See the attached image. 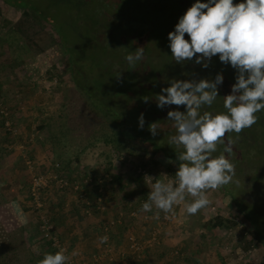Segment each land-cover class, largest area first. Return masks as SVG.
<instances>
[{
  "label": "rangeland",
  "instance_id": "374dc122",
  "mask_svg": "<svg viewBox=\"0 0 264 264\" xmlns=\"http://www.w3.org/2000/svg\"><path fill=\"white\" fill-rule=\"evenodd\" d=\"M9 1H22L29 8L40 9L44 18L28 20L24 25L36 31L21 32L26 37L17 38L7 28L20 17L23 8L0 0V247L15 249L23 264L28 260L29 264H37L43 259L37 241L42 237L39 225L44 214L50 218L55 236L66 245L72 264H161L157 259L160 253L164 264H264V241L253 238L252 224L233 205L227 192L243 197V203H255L260 210L264 205V111L256 114L257 123L251 127L228 134L235 143L232 153L226 155L235 165L234 181L239 184L208 190L210 204L195 215H188L182 204L170 213L159 211L158 216L155 207L142 211L154 182L146 176L165 182L175 180L179 165L162 150L128 131H112L106 127L104 117L93 119L94 127L88 128L78 127L77 118H66L68 112L71 114V94L78 92V83L96 88L101 77L105 81L101 86L106 92L105 103L127 101L123 93L133 92L127 105L139 108L138 115L160 118L159 138L169 128L170 135L175 134L168 111H186L185 106H157L156 95L170 86L172 79H214L222 74L217 100L201 112H225L223 97L231 94L236 69L222 63L218 55L211 58L207 68L196 64L195 57L179 64L169 47L168 33L175 30L179 18L196 0H107L100 3L101 9H115L104 11L108 28L96 14L98 0ZM241 2L233 0L234 4ZM130 17L146 26L128 25ZM40 23L46 33L45 50L36 54L28 48L30 38L42 36ZM139 25L146 28L140 37ZM130 30L132 33H128ZM58 33L72 46V52L75 49L76 56L84 58L80 65L71 67ZM185 39H190L187 34ZM138 47H144V58L132 69L125 57ZM134 78L138 84L132 83ZM145 96L149 98L147 103ZM9 118L13 132L4 125ZM106 129L107 143L102 136ZM174 148L168 145L167 151L176 154ZM223 149L224 145H219L213 155H220ZM56 168L70 179V187L65 191L52 186L45 189V204L36 210L28 192L30 177ZM136 175L143 177L140 182L135 181ZM89 177L90 183H85ZM74 182L83 185L82 191L73 189ZM95 188L102 189L101 202L96 199ZM82 192L84 196L80 197ZM261 216L263 226L259 231L263 234L264 212ZM217 219L234 224L228 230L213 227ZM111 221L114 224L107 242L101 243L103 224ZM75 224L83 226L78 229ZM95 224L98 227L93 229ZM34 252L41 258H35ZM32 255L35 260L30 259Z\"/></svg>",
  "mask_w": 264,
  "mask_h": 264
},
{
  "label": "clouds",
  "instance_id": "9594fccd",
  "mask_svg": "<svg viewBox=\"0 0 264 264\" xmlns=\"http://www.w3.org/2000/svg\"><path fill=\"white\" fill-rule=\"evenodd\" d=\"M186 34L190 39H185ZM168 40L173 60L179 64L195 57L196 64L207 68L211 58L218 55L222 63L230 64L237 72L231 94L223 97L225 112H201L218 98V85L223 83L220 73L214 79H172L170 86L156 95L161 109L166 105L186 108L167 113L175 128L168 145L180 149V163L174 181L146 176L154 182L142 211L155 207L158 216L159 211L170 213L174 206L182 204L188 215H195L210 204L208 190L239 184L234 181L235 165L226 155L232 153L235 143L228 134H239L251 127L257 123L256 114L264 111V0H243L238 4L233 0H196L179 18L175 30L168 33ZM143 58L144 47L125 57L132 69ZM143 100L147 103L149 98L145 96ZM144 124L141 113L139 127L143 129ZM158 127L157 122L149 125L153 136L158 134ZM219 145H224L223 152L214 156ZM107 239L103 236L100 242ZM68 260L66 250L60 249L54 254L46 252L37 264H67Z\"/></svg>",
  "mask_w": 264,
  "mask_h": 264
},
{
  "label": "trees",
  "instance_id": "16d2710c",
  "mask_svg": "<svg viewBox=\"0 0 264 264\" xmlns=\"http://www.w3.org/2000/svg\"><path fill=\"white\" fill-rule=\"evenodd\" d=\"M6 4L10 5V6H16V7H22V12L20 14V17L14 22L11 23L9 25V27L7 28L8 31L11 32H15L16 37L22 39L23 36L21 35V32H27L28 30H33L36 31L34 28H29L27 25V21L28 20H32L33 22H37L36 20H40L39 18H42V11L39 9H35V8H29L27 7L28 5H25L24 2H11L9 0H4ZM107 2V0H98V4L99 7L97 5V10L96 14H98V18H102L103 23H106V27H109V23H107L104 19H103V14L104 11H108V12H112L115 9L112 8L111 10H102L100 7V3H104ZM27 7V8H25ZM29 9V10H27ZM117 15V14H116ZM120 15V14H118ZM35 20V21H34ZM115 19H113L114 22ZM52 24V21H50ZM102 23V22H101ZM128 23V25H130L131 23H135V24H142L145 25L146 24L141 21L139 22L138 20H135V18H128V21L126 22ZM27 24V25H24ZM24 25V28H23ZM140 26V25H139ZM21 27H22V31H21ZM39 27L42 29V36L38 37V39H31L30 38V42H29V50L33 51L34 53H42L45 50V45H44V41H45V37H46V33H44V27L43 25L40 23ZM123 27H126L123 26ZM57 29V28H56ZM128 29H133L131 26L128 27ZM146 30V28H143L142 26H140V31L138 32V36L140 37L143 36V32ZM123 31V30H121ZM128 33H132L131 30L128 31ZM123 34V32L121 33ZM125 34V33H124ZM58 36L62 42V44L64 45V47L67 49V52L69 54V61L71 63V67H74V65H80L79 62L80 60L84 59L81 56H76V51L74 49V51H71L72 46H70L67 42H65V40L63 39L62 35ZM130 37V36H128ZM117 38V36L115 37V39ZM115 41V40H114ZM120 40H116L115 42L118 43ZM117 73V72H116ZM115 73V74H116ZM103 78L101 77V82L97 85L96 88H89L87 87V85H85L84 83H78V92H75L73 94H71V98L73 99L74 102L71 103L70 105V109H71V114H69V112L67 113L66 118H77V126L81 127L84 126L85 128L88 127H94V123H93V119H96L98 116L100 117H104V121H105V125L106 127L110 128L112 131H116L117 129H120L121 131H128L130 133H133V135L140 137L143 141H146L147 143H149L152 147H154L157 150H162V152H164L167 156H169L171 158V161L173 163H177L179 165L180 161L177 160V154L179 153L180 149L174 148L176 150V154H170L167 151V146H168V136L171 134V128H169V131L166 129L164 130L166 135L163 137H156L153 136L151 134V132L149 131V125L153 122H159L160 118L157 119L155 117H153L152 115L149 116H144L145 119V124L143 129H141L139 127V116L136 111L139 110V108L134 107V106H130L127 105L128 104V96L132 95L133 92H125L123 93L122 90H119L117 92L123 93V97L127 96V101H122L121 99H116L115 101H110L109 104H107V99L105 100V95L106 92L105 90L101 89L103 87V83H105V81L103 82ZM76 79H74V82L76 83ZM133 82H137L136 84H138V79L134 78ZM130 84V82H129ZM102 86V87H101ZM133 88L134 93L136 92L135 90V86L134 85H130ZM77 87V86H76ZM144 89H148L149 87H143ZM92 89H95L96 92H93ZM136 89H137V85H136ZM102 90L104 91L103 93L99 94V92H102ZM104 95V96H103ZM81 96V97H80ZM83 96V97H82ZM103 96V97H102ZM103 98L104 102L100 99ZM105 101L107 103H105ZM102 115V116H101ZM108 123V125H107ZM96 124V123H95ZM94 129V128H93ZM94 135V131H91ZM102 132L104 133V142H110L107 141V137H106V133H108L107 129L102 130ZM163 132V131H162ZM6 151V148H4ZM153 153V151H152ZM142 176L136 175L135 181L136 182H140V180H142L141 178ZM30 181V180H29ZM29 185V183H28ZM94 190H98L97 188H95ZM65 191V190H64ZM230 193L229 196H231V200L233 201V205H235L237 207V209L240 211V213L242 214L243 217L247 218L249 220V222L252 224L253 229H252V236L255 240L257 241H264V233L261 234V226H263L262 223V214L264 212V205L260 210V207H254L255 203H250V202H244L241 196L236 195L235 193H231V191H227ZM97 198L99 196H103V194L101 193H96ZM96 198V199H97ZM252 202V199H251ZM246 204V205H245ZM257 205V204H256ZM249 206V207H248ZM122 215V213H120ZM261 216V217H260ZM260 220V221H259ZM259 221V222H258ZM112 222V224H110ZM111 222H107L103 224L102 230H103V234L104 236H108V233L110 231V229L112 228L114 221ZM239 223V221H238ZM234 223H222L221 219H217L215 220V222H213V227H220L224 230H228L229 228H231V226ZM108 225V230L107 232L104 231V228ZM257 226V227H256ZM257 228V229H256ZM260 229V231H259ZM258 230V231H257ZM53 232L55 233L54 229ZM111 232V231H110ZM37 245L39 246L38 248V252L41 254H43L42 256H44V254L47 253H55L56 249L52 247L50 241L46 240L44 237H39L38 241H37ZM7 251V252H6ZM36 252L33 253L34 257L39 259L41 257L39 256H35ZM33 255L29 256L30 259H33ZM29 259V258H28ZM7 260V261H6ZM2 261V264H23L22 261L19 260V257L17 255V252L15 249L12 248H5V247H0V262ZM25 261H27V259H25ZM24 264H29V260L27 262H25ZM30 264H35L33 261L30 262Z\"/></svg>",
  "mask_w": 264,
  "mask_h": 264
},
{
  "label": "built area",
  "instance_id": "2783aa9c",
  "mask_svg": "<svg viewBox=\"0 0 264 264\" xmlns=\"http://www.w3.org/2000/svg\"><path fill=\"white\" fill-rule=\"evenodd\" d=\"M3 114L6 117L8 116L7 112H3ZM6 120L4 122V125L8 127L9 131L13 132L14 128L11 127L12 121L10 120V118H9V121H6ZM90 181H91L90 177L89 179L87 178V180H84L85 183H90ZM70 184H71L70 179H68L65 175H62V173H60L57 170V168L53 172H47L44 174L43 173L33 174L30 177L28 192H29V196L32 198L34 208L36 210H39L45 204L44 201L42 200V194L45 189L52 186L62 191V190H67L70 187ZM73 189L82 191L83 185L82 184L80 185L77 183L75 184L74 182ZM97 191L100 194L102 193L101 188H98ZM83 196H84V193L82 192V195H80V197H83ZM97 201L98 202L102 201L101 196L97 198ZM86 212L89 213L88 210ZM40 221L41 223L39 227H40L41 236L44 237L46 240L50 241L52 247L55 248L56 251L60 249H65L66 255H68L66 245L62 241H60V239H58L53 232L54 227L51 223L50 218L43 214ZM110 224H112V222ZM107 230H108V225L104 228L105 232H107ZM67 264H72L70 258Z\"/></svg>",
  "mask_w": 264,
  "mask_h": 264
},
{
  "label": "crops",
  "instance_id": "0c3cea01",
  "mask_svg": "<svg viewBox=\"0 0 264 264\" xmlns=\"http://www.w3.org/2000/svg\"><path fill=\"white\" fill-rule=\"evenodd\" d=\"M2 174H4V175H6V173H4L3 171H2ZM4 175H1V176H4ZM75 226H77V228L78 229H80L81 228V226H83V225H81V224H75ZM96 227H98V225L97 224H95V226H93V229H95ZM97 234V233H96ZM110 255H109V258L112 256V254L111 253H109ZM157 259H160L161 260V264H164V257H163V255H161V253L160 254H158L157 255ZM110 260V259H109ZM115 261V260H114ZM109 264H112V263H109ZM158 264H160V262H158Z\"/></svg>",
  "mask_w": 264,
  "mask_h": 264
}]
</instances>
